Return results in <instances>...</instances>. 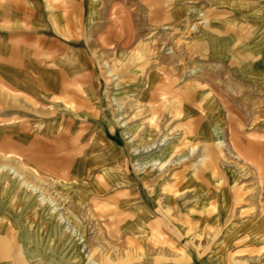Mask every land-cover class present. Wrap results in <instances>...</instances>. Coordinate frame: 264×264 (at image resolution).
I'll return each instance as SVG.
<instances>
[{
  "label": "rangeland",
  "instance_id": "obj_1",
  "mask_svg": "<svg viewBox=\"0 0 264 264\" xmlns=\"http://www.w3.org/2000/svg\"><path fill=\"white\" fill-rule=\"evenodd\" d=\"M262 169L264 0H0V264H264Z\"/></svg>",
  "mask_w": 264,
  "mask_h": 264
},
{
  "label": "crops",
  "instance_id": "obj_2",
  "mask_svg": "<svg viewBox=\"0 0 264 264\" xmlns=\"http://www.w3.org/2000/svg\"><path fill=\"white\" fill-rule=\"evenodd\" d=\"M149 96L150 97H153L152 95L154 94V88H153V84H152V80H153V77H152V75H149ZM147 95H148V92L146 93V96H143L142 97V99H140V100H143V101H146L145 99L147 98ZM40 101H42V102H45V104L46 103H53V98L50 96V95H45L42 99H40ZM51 104H49V105H51ZM62 122H63V120L61 121V119L60 118H57L56 119V126H57V128H59V127H61V125H62ZM65 127H66V125H65ZM155 136V134H154V132H153V130H149V138L150 137H154ZM53 140H54V142H58V141H63V140H65V139H67L68 137H67V135L66 134H63V133H56L55 135H53ZM44 147L42 146V144H40L39 143V148H38V150L36 151V155H38V156H42V154H44L45 153V151H44V149H43ZM66 148H65V146H63L62 145V149L61 150H65ZM174 150H172V151H168V152H166L165 153V155L167 154H169V153H172V154H174ZM171 156V155H170ZM252 156V157H251ZM250 156V158L253 160V161H256L255 163H257V164H259V165H261V159L257 156V155H251ZM40 158V157H39ZM53 165L55 166V168L57 167H61V164L58 162V161H54L53 160ZM261 167V166H260ZM262 171H264V169H262ZM261 195H262V198H261V201L263 202L264 201V181H262V188H261ZM264 204V203H263Z\"/></svg>",
  "mask_w": 264,
  "mask_h": 264
}]
</instances>
